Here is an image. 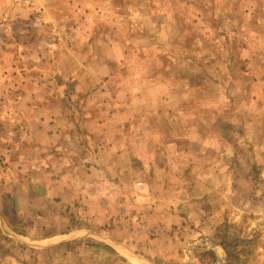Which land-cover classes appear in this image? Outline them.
I'll return each instance as SVG.
<instances>
[{
	"label": "rangeland",
	"instance_id": "obj_1",
	"mask_svg": "<svg viewBox=\"0 0 264 264\" xmlns=\"http://www.w3.org/2000/svg\"><path fill=\"white\" fill-rule=\"evenodd\" d=\"M137 258L264 264V0H0V264Z\"/></svg>",
	"mask_w": 264,
	"mask_h": 264
},
{
	"label": "crops",
	"instance_id": "obj_2",
	"mask_svg": "<svg viewBox=\"0 0 264 264\" xmlns=\"http://www.w3.org/2000/svg\"><path fill=\"white\" fill-rule=\"evenodd\" d=\"M111 150V148L110 147H105V150H104V152H109ZM102 154H103V152H100L99 154H95V157L94 158H97V157H100V156H102ZM151 216H150V218L148 219V223H149V225L150 224H160L159 222H163L164 224H168V222H170V220L168 219V218H166V215H168V214H162V215H160L161 214V211H160V209H159V207L156 205V207H155V209H153L152 211H151ZM169 220V221H168ZM163 223H161V224H163ZM157 240H154V242H156ZM154 242H152L151 244L152 245H154L155 243ZM155 251L154 250H152V249H149L148 250V254H155L154 253ZM159 254H162V253H160V251H159ZM163 256V255H162Z\"/></svg>",
	"mask_w": 264,
	"mask_h": 264
},
{
	"label": "trees",
	"instance_id": "obj_3",
	"mask_svg": "<svg viewBox=\"0 0 264 264\" xmlns=\"http://www.w3.org/2000/svg\"><path fill=\"white\" fill-rule=\"evenodd\" d=\"M80 244H82V242H80ZM91 248L92 249H98V250H104V251H107L109 253H114V251L111 248H109L107 246H103V245L102 246L93 245Z\"/></svg>",
	"mask_w": 264,
	"mask_h": 264
},
{
	"label": "water",
	"instance_id": "obj_4",
	"mask_svg": "<svg viewBox=\"0 0 264 264\" xmlns=\"http://www.w3.org/2000/svg\"><path fill=\"white\" fill-rule=\"evenodd\" d=\"M138 259V261L141 263V264H146V263H142L143 261H141L139 258H137Z\"/></svg>",
	"mask_w": 264,
	"mask_h": 264
}]
</instances>
